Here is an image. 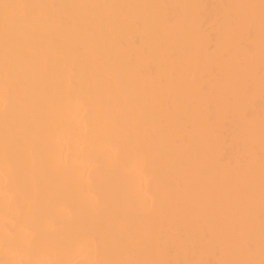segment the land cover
<instances>
[{
  "label": "bare ground",
  "instance_id": "6f19581e",
  "mask_svg": "<svg viewBox=\"0 0 264 264\" xmlns=\"http://www.w3.org/2000/svg\"><path fill=\"white\" fill-rule=\"evenodd\" d=\"M6 2L0 264L259 262L261 0Z\"/></svg>",
  "mask_w": 264,
  "mask_h": 264
},
{
  "label": "snow or ice",
  "instance_id": "6c2138e0",
  "mask_svg": "<svg viewBox=\"0 0 264 264\" xmlns=\"http://www.w3.org/2000/svg\"><path fill=\"white\" fill-rule=\"evenodd\" d=\"M57 8V7H69L58 5H38L28 3H10L6 0H0V28L3 31V38L5 44V77L6 80L9 77L8 69V56H9V43L13 37L21 32L30 30L36 23L43 22L48 18L38 17L36 15L37 9L43 8ZM77 7V6H71ZM78 7H102L98 5ZM107 7V6H103ZM255 7V6H250ZM261 10V22L264 25V0H261L259 5ZM7 107V104H6ZM261 240L262 247H264V156L261 157ZM106 264H204L203 261H153V260H138L127 259L106 262ZM219 264H264V255L257 262L254 259L237 260V261H221Z\"/></svg>",
  "mask_w": 264,
  "mask_h": 264
}]
</instances>
